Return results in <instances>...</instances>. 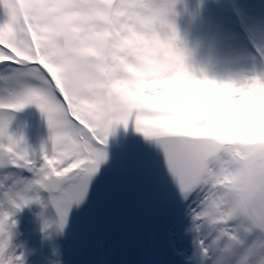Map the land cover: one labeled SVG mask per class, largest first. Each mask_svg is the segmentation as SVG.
<instances>
[{"label": "snow or ice", "instance_id": "obj_1", "mask_svg": "<svg viewBox=\"0 0 264 264\" xmlns=\"http://www.w3.org/2000/svg\"><path fill=\"white\" fill-rule=\"evenodd\" d=\"M180 2L0 0V264H24L12 244L16 213L47 192L62 230L107 160L109 136L129 124L162 150L199 264H264V220L220 215L203 183L208 168L264 144L248 138L264 129V35L249 47L218 28L189 44ZM27 106L49 131L38 152L11 130Z\"/></svg>", "mask_w": 264, "mask_h": 264}, {"label": "rangeland", "instance_id": "obj_2", "mask_svg": "<svg viewBox=\"0 0 264 264\" xmlns=\"http://www.w3.org/2000/svg\"><path fill=\"white\" fill-rule=\"evenodd\" d=\"M232 2L234 0H181L176 6L179 13L176 24L181 37L192 44L208 34L213 26L221 28L225 24L233 32L229 18L238 16ZM247 36L254 44L262 37H250L248 33ZM20 112L23 116L16 117ZM20 112L15 113L13 131H21L30 148H37L36 144L49 136L46 120L36 107ZM261 127L264 128V124ZM143 139L145 137L133 124L127 128L115 127L105 145L107 160L92 177L83 201L70 208L62 230L55 227L57 213L49 197H43L42 193L43 205L32 203V208L25 212L27 223L39 219L40 212L36 211L42 210L47 213L46 222L53 223L50 228L36 227L41 240L49 244L53 238L61 247L48 258L47 264H199L196 233L191 230L192 219L185 201L182 197L167 200L158 195L144 177ZM16 215L22 217L21 210ZM166 219H176L177 225L171 232ZM102 230L116 232L128 246L129 255H122L123 252L115 248L101 252L97 233ZM176 232L177 237H172ZM179 247H190L193 257L175 260Z\"/></svg>", "mask_w": 264, "mask_h": 264}, {"label": "bare ground", "instance_id": "obj_3", "mask_svg": "<svg viewBox=\"0 0 264 264\" xmlns=\"http://www.w3.org/2000/svg\"><path fill=\"white\" fill-rule=\"evenodd\" d=\"M232 4L239 18L238 23L241 32H243L241 25L244 24L248 30L247 33L249 34L250 37L255 35V37L258 38L264 35V0H234ZM218 28H220L219 25L213 26L210 31H214ZM221 29L230 31L227 24L221 27ZM32 107L35 106H27L22 111L26 112L27 109ZM19 116H23V113L20 112V114L16 117ZM18 123L19 121L17 122V124ZM12 125H15L16 127V121L11 124V130L13 131L16 128H14ZM41 133L44 134L43 131H41ZM31 140L35 142L34 139L31 138ZM47 140L48 139L41 140V142L39 141L38 144H36L37 148H31V149H34L38 152L41 144L45 143ZM31 208H32V204L28 205L26 208L24 207V209L21 210L22 217L20 216L18 217L17 215H15L14 219L16 221V226L14 229L12 244L16 248V250L20 254H22L24 264H47L48 258L51 257L53 253L55 254L57 250L60 251L61 247L59 246V242L53 238H50L51 242L50 243L48 242L49 244H47V242L41 240L42 236L38 234L39 230H37L36 227L38 226L40 228H43L45 222L48 219L46 211L43 210L36 211L37 213L40 212V214H38L39 219L38 218L34 219L33 223L25 222L24 219L25 212L29 211ZM23 212H24V216H23ZM166 220L167 223L170 224V227L168 228V230H170L169 232L173 231L175 226L177 225L175 221L176 219L175 220L166 219ZM177 235L178 233L176 232V233H172L171 236L176 238ZM97 238L99 240L98 249L101 250V252L104 250H111L112 248H115L117 252H123L122 255L124 254L129 255L128 246L123 244L119 235L116 232H110L104 230L98 231ZM178 251L179 252L175 253L174 255L175 260L180 258L189 259L192 258L194 255V252L190 247H183V248L179 247ZM141 258L142 257H139V261H142Z\"/></svg>", "mask_w": 264, "mask_h": 264}, {"label": "clouds", "instance_id": "obj_4", "mask_svg": "<svg viewBox=\"0 0 264 264\" xmlns=\"http://www.w3.org/2000/svg\"><path fill=\"white\" fill-rule=\"evenodd\" d=\"M249 139H264V129ZM203 183L214 191V211L237 222L264 220V144L227 169L208 168Z\"/></svg>", "mask_w": 264, "mask_h": 264}, {"label": "water", "instance_id": "obj_5", "mask_svg": "<svg viewBox=\"0 0 264 264\" xmlns=\"http://www.w3.org/2000/svg\"><path fill=\"white\" fill-rule=\"evenodd\" d=\"M141 144L144 148L146 180L158 194L167 196L169 199L179 198L180 192L167 168L162 150L156 143L146 138L141 141ZM43 196L49 197V194L43 191ZM146 204L149 205V203Z\"/></svg>", "mask_w": 264, "mask_h": 264}]
</instances>
